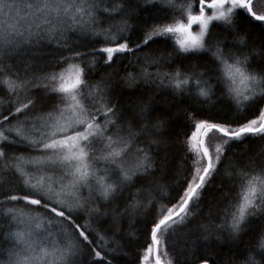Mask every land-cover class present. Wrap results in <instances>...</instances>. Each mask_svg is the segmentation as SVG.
Masks as SVG:
<instances>
[{"label":"snow or ice","instance_id":"snow-or-ice-1","mask_svg":"<svg viewBox=\"0 0 264 264\" xmlns=\"http://www.w3.org/2000/svg\"><path fill=\"white\" fill-rule=\"evenodd\" d=\"M140 235L134 264H264V0H0V264Z\"/></svg>","mask_w":264,"mask_h":264},{"label":"trees","instance_id":"trees-1","mask_svg":"<svg viewBox=\"0 0 264 264\" xmlns=\"http://www.w3.org/2000/svg\"><path fill=\"white\" fill-rule=\"evenodd\" d=\"M257 35H259V32L257 31ZM124 64L127 63V61L123 62ZM102 74V70L100 72H97L94 74L96 79H99V76ZM126 98V94H125ZM125 98H120L121 104L124 103ZM157 100H160V97H157ZM245 145H240L239 149L244 148ZM248 148L252 149L253 151L258 147V143H253L252 141H249ZM177 158L174 161V172L177 174V178L179 179L180 176L187 172V165L186 161L183 159V153L180 151L182 148L181 145H177ZM219 183V180L214 182L213 185H211L205 194L204 200L202 202V209L204 213H207L210 207H214L217 203V197L219 196V193L217 191V185ZM193 229L195 228V224L191 225ZM145 237L143 235L138 236L136 239H134L131 243H128V238L125 237L121 240V244L123 245L122 250H120L117 254H115L113 258V264H134V262L137 261V257H141L143 255V248H140L139 245L144 244ZM180 241H178L179 243ZM10 243V242H6ZM228 245H220L216 248L217 256L216 259L219 260L220 264H224V261L226 259L225 254L227 253Z\"/></svg>","mask_w":264,"mask_h":264}]
</instances>
